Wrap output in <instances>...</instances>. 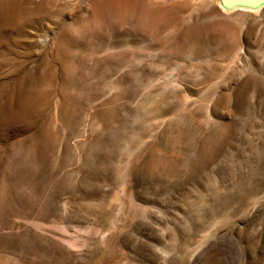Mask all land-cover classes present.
Instances as JSON below:
<instances>
[{
    "label": "rangeland",
    "instance_id": "374dc122",
    "mask_svg": "<svg viewBox=\"0 0 264 264\" xmlns=\"http://www.w3.org/2000/svg\"><path fill=\"white\" fill-rule=\"evenodd\" d=\"M0 264H264V7L0 0Z\"/></svg>",
    "mask_w": 264,
    "mask_h": 264
},
{
    "label": "water",
    "instance_id": "95a60500",
    "mask_svg": "<svg viewBox=\"0 0 264 264\" xmlns=\"http://www.w3.org/2000/svg\"><path fill=\"white\" fill-rule=\"evenodd\" d=\"M221 4L227 10L231 9H249L258 10L264 7V0H220Z\"/></svg>",
    "mask_w": 264,
    "mask_h": 264
}]
</instances>
